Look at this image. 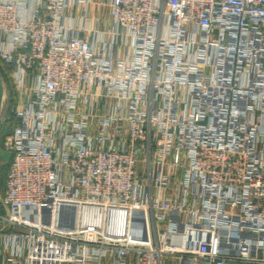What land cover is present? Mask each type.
Returning a JSON list of instances; mask_svg holds the SVG:
<instances>
[{"label":"built area","instance_id":"obj_1","mask_svg":"<svg viewBox=\"0 0 264 264\" xmlns=\"http://www.w3.org/2000/svg\"><path fill=\"white\" fill-rule=\"evenodd\" d=\"M0 60V264H264V0H0Z\"/></svg>","mask_w":264,"mask_h":264},{"label":"water","instance_id":"obj_2","mask_svg":"<svg viewBox=\"0 0 264 264\" xmlns=\"http://www.w3.org/2000/svg\"><path fill=\"white\" fill-rule=\"evenodd\" d=\"M4 95H5V86H4V78L0 69V119L3 114V104H4ZM12 111V108H10L7 112V114H10ZM9 132V127L6 124H3L0 128V158L5 162L9 163L11 159V152L5 150L2 147V143L4 142V138L6 133ZM90 209H94L97 216L101 215V210L97 208H90L87 207L84 210L85 216H87V211ZM78 206L75 204H63L60 207V212H59V225L64 228H73L76 225L77 222V217H78ZM117 210H111L110 212V229L114 230L117 233H123L126 227L125 220L126 217L125 212L122 213V219L120 220V225L118 229L114 228V222L116 221L113 216L117 213ZM98 217V218H99ZM97 221V220H96Z\"/></svg>","mask_w":264,"mask_h":264},{"label":"rangeland","instance_id":"obj_3","mask_svg":"<svg viewBox=\"0 0 264 264\" xmlns=\"http://www.w3.org/2000/svg\"><path fill=\"white\" fill-rule=\"evenodd\" d=\"M8 69V75L9 76H3L4 78V86H5V95H4V104H3V112L7 113L10 108H15L17 99H18V93L14 89L12 85V79H11V69L7 66ZM11 87H13L14 94H15V102L11 100ZM6 165L3 160L0 159V195L3 191V181L5 179V172H6Z\"/></svg>","mask_w":264,"mask_h":264},{"label":"trees","instance_id":"obj_4","mask_svg":"<svg viewBox=\"0 0 264 264\" xmlns=\"http://www.w3.org/2000/svg\"><path fill=\"white\" fill-rule=\"evenodd\" d=\"M0 69H1V72L3 73L4 76H6V77L9 76L8 75L7 65L2 60H0ZM11 100L13 102H15V94H14L13 87H11ZM5 165L7 167L6 168V172H5V178H6V173H7L8 167H9V163H5ZM2 183H3V186H4L5 179H4V181Z\"/></svg>","mask_w":264,"mask_h":264},{"label":"bare ground","instance_id":"obj_5","mask_svg":"<svg viewBox=\"0 0 264 264\" xmlns=\"http://www.w3.org/2000/svg\"><path fill=\"white\" fill-rule=\"evenodd\" d=\"M3 124H0V128H1V126H2ZM7 125V124H6ZM8 126V125H7ZM9 127V126H8ZM1 159V158H0ZM2 160V159H1ZM96 212H95V210L94 209H90L89 211H87V219L88 220H90V221H96V220H98L99 218V215L97 216V215H94V216H91V215H93V214H95ZM114 228L115 229H118V227H119V225H120V220H117V221H115L114 222Z\"/></svg>","mask_w":264,"mask_h":264}]
</instances>
